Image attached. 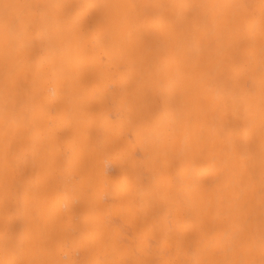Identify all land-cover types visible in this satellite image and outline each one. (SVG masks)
Listing matches in <instances>:
<instances>
[{"label":"bare ground","instance_id":"bare-ground-1","mask_svg":"<svg viewBox=\"0 0 264 264\" xmlns=\"http://www.w3.org/2000/svg\"><path fill=\"white\" fill-rule=\"evenodd\" d=\"M0 264H264V0H0Z\"/></svg>","mask_w":264,"mask_h":264}]
</instances>
